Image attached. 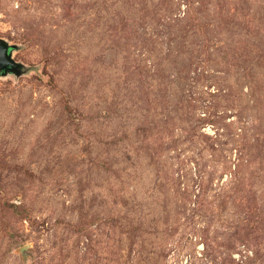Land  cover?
<instances>
[{
	"label": "rangeland",
	"instance_id": "374dc122",
	"mask_svg": "<svg viewBox=\"0 0 264 264\" xmlns=\"http://www.w3.org/2000/svg\"><path fill=\"white\" fill-rule=\"evenodd\" d=\"M0 264H264V0H0Z\"/></svg>",
	"mask_w": 264,
	"mask_h": 264
},
{
	"label": "water",
	"instance_id": "95a60500",
	"mask_svg": "<svg viewBox=\"0 0 264 264\" xmlns=\"http://www.w3.org/2000/svg\"><path fill=\"white\" fill-rule=\"evenodd\" d=\"M19 65H16L10 59L9 47L0 39V71L6 72L19 69Z\"/></svg>",
	"mask_w": 264,
	"mask_h": 264
}]
</instances>
